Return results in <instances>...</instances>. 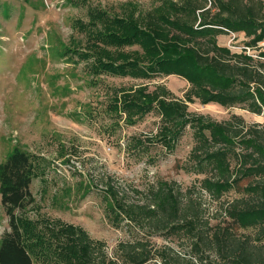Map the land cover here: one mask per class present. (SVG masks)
Returning <instances> with one entry per match:
<instances>
[{"label": "trees", "instance_id": "16d2710c", "mask_svg": "<svg viewBox=\"0 0 264 264\" xmlns=\"http://www.w3.org/2000/svg\"><path fill=\"white\" fill-rule=\"evenodd\" d=\"M90 12L95 21L79 26L92 39L87 58H94L95 74L146 80L176 75L190 86L184 98L162 83L152 90L144 84L114 89L109 104L114 118L126 116L127 123H134L157 114L160 124L152 144L168 151L192 129L194 146L187 168L205 175L201 186L216 201L247 181L241 196L224 201L221 219L214 225L192 203L185 208L167 181L154 188L151 202L140 206L127 205L124 195L109 184L113 224L121 227L127 220L137 233L144 230L137 224L144 219L152 234L187 238L192 257L182 264H264V123H248L236 113L217 121L189 111V103L199 100L264 115V0H163L135 14L111 15L102 8ZM99 24L101 31H94ZM230 33L244 34L241 52L219 43V37ZM136 144L137 149L145 146L141 140ZM35 160L15 150L0 164L1 202L10 226L0 240V264H147L158 254L135 236L120 242L110 255L104 241L79 225L23 217L34 203L31 184L39 168Z\"/></svg>", "mask_w": 264, "mask_h": 264}, {"label": "rangeland", "instance_id": "374dc122", "mask_svg": "<svg viewBox=\"0 0 264 264\" xmlns=\"http://www.w3.org/2000/svg\"><path fill=\"white\" fill-rule=\"evenodd\" d=\"M162 2L0 0V164L15 150L30 153L39 163L31 184L34 203L23 217L61 219L79 225L91 237L104 241L110 255L115 254L120 242L138 236L158 253L147 264H182L183 259L192 257L187 238L152 234L144 219L137 224L145 228L137 233L135 224L127 220L121 227L113 224L108 185L124 195L127 205L140 206L151 202L154 188L167 181L185 208L192 203L214 225L221 219L224 201L241 196L247 181L216 201L201 186L205 175L187 168L194 146L192 129L187 128L177 147L168 151L157 142L152 144L160 124L157 114L134 123L129 119L127 123L126 116L115 119L116 112L109 110L114 89L144 84L152 90L162 83L176 97L184 98L189 83L176 75L146 80L108 72L95 74L91 70L94 58H87L92 39L79 26L95 21L90 12L93 8L111 15H123L124 11L135 14ZM102 26L93 29L100 32ZM245 42L242 33L219 37V43L234 52H241ZM137 48L126 46L125 50ZM189 111L217 121L236 113L248 123H264V115L219 103L195 100L189 103ZM137 140L143 141L144 148L137 149ZM9 230L0 195V240Z\"/></svg>", "mask_w": 264, "mask_h": 264}, {"label": "crops", "instance_id": "0c3cea01", "mask_svg": "<svg viewBox=\"0 0 264 264\" xmlns=\"http://www.w3.org/2000/svg\"><path fill=\"white\" fill-rule=\"evenodd\" d=\"M261 45H264V42Z\"/></svg>", "mask_w": 264, "mask_h": 264}]
</instances>
